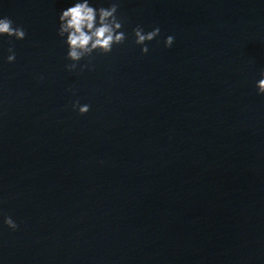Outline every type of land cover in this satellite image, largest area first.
Instances as JSON below:
<instances>
[{
	"label": "water",
	"instance_id": "95a60500",
	"mask_svg": "<svg viewBox=\"0 0 264 264\" xmlns=\"http://www.w3.org/2000/svg\"><path fill=\"white\" fill-rule=\"evenodd\" d=\"M74 2L0 0V264H264V0H115L125 42L69 71Z\"/></svg>",
	"mask_w": 264,
	"mask_h": 264
},
{
	"label": "clouds",
	"instance_id": "9594fccd",
	"mask_svg": "<svg viewBox=\"0 0 264 264\" xmlns=\"http://www.w3.org/2000/svg\"><path fill=\"white\" fill-rule=\"evenodd\" d=\"M118 3L113 0L109 7L90 6L89 0H75L72 6L62 10L59 15L58 36L64 39L67 45L66 59L71 63L66 64L69 71H75L81 60L92 57L93 53L108 54L112 51L114 45H121L126 40L123 28V22L117 16ZM135 44L141 45V52L148 53L149 49L146 42L152 41L160 34L159 27L145 33L137 26L133 29ZM0 36L14 37L17 40H23L26 32L22 27L14 26L13 21L8 17L0 18ZM174 43V37L168 36L165 41V47H171ZM11 53L7 61H15V53L9 48ZM90 64V60H89ZM89 64L80 65L81 71L89 67ZM261 79L256 83L258 95H264V71L260 73ZM73 109H78L79 114L84 115L90 110L89 105H80L79 101L73 104ZM4 224L12 230H16L18 225L9 216L5 217Z\"/></svg>",
	"mask_w": 264,
	"mask_h": 264
}]
</instances>
